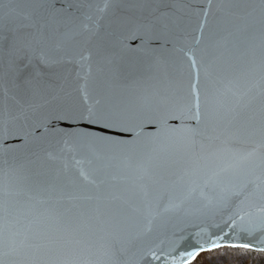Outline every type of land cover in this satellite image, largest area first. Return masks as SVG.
Instances as JSON below:
<instances>
[{
  "label": "water",
  "instance_id": "1",
  "mask_svg": "<svg viewBox=\"0 0 264 264\" xmlns=\"http://www.w3.org/2000/svg\"><path fill=\"white\" fill-rule=\"evenodd\" d=\"M14 3L22 26L0 30V252L17 264H137L213 215L234 214L233 231L264 216L258 195L208 204L241 175L249 191L264 178L247 156L264 151L261 0ZM186 52L199 122L195 107L180 111L195 103ZM89 109L130 131L59 119Z\"/></svg>",
  "mask_w": 264,
  "mask_h": 264
},
{
  "label": "snow or ice",
  "instance_id": "2",
  "mask_svg": "<svg viewBox=\"0 0 264 264\" xmlns=\"http://www.w3.org/2000/svg\"><path fill=\"white\" fill-rule=\"evenodd\" d=\"M264 4V0H261ZM207 13L205 12V15ZM22 12L18 5L14 3V0H0V30L7 29L12 32H17L19 25L17 22L22 16ZM27 19V17H25ZM18 37L13 38V48L15 46ZM129 39L135 40V36H130ZM190 64L189 67L196 69V80L197 82L190 83L189 88L191 92L195 94V103L187 101L183 106H181L180 111L183 113H191L193 107H195V113L189 115L188 118H195L197 122L200 120V101H199V67L195 57L190 53L186 52ZM85 100H87V95L85 94ZM79 119L87 120L93 124H104L105 128H122L124 131H130L126 127L119 125L114 122H109L107 118L102 116H96L93 114L92 110L89 109L86 115L79 116H61L59 119ZM187 132L193 135L196 129L188 128L185 129ZM173 131H176L173 129ZM7 132L5 131V136ZM89 135V134H82ZM260 144L259 148L264 149V126L260 129ZM96 139H110L106 136L95 137ZM113 143H125L124 141H112ZM247 156H256L260 161L262 167V175H264V151L259 153L254 149L252 153H248ZM247 156L241 157V161L247 159ZM239 162L236 167L239 169ZM207 183V182H206ZM253 183L248 180L246 176L241 175L238 186L235 190L231 189H221V195L216 201L208 200L209 205L214 207L219 206L221 209H227L229 202L233 197L244 196V200L241 201L243 204L246 200L253 196H260L264 198V178L259 179V183L254 184L252 189L249 191V184ZM201 196L207 200L204 193L201 192ZM242 220L243 217H240ZM231 221V224L228 223ZM221 224L226 225L229 228L228 232H225L221 227ZM237 228L236 220L234 219V214H229L217 223L215 221V216L211 217L210 222L205 228H201L197 231H187L182 230L181 234L174 235V237L164 245H157L152 248H148L147 251L143 252L140 256L137 264H239V262H229L219 260L212 254L214 252H222L225 250H241V251H261L264 252V216H261L258 222L249 221L247 224H240L238 226V231H233ZM111 254V253H109ZM12 253L9 251L0 252V264H17V262L11 259ZM35 259V255L33 256Z\"/></svg>",
  "mask_w": 264,
  "mask_h": 264
},
{
  "label": "trees",
  "instance_id": "3",
  "mask_svg": "<svg viewBox=\"0 0 264 264\" xmlns=\"http://www.w3.org/2000/svg\"><path fill=\"white\" fill-rule=\"evenodd\" d=\"M212 255L219 260L239 262V264H264V252L260 251L225 250L214 252Z\"/></svg>",
  "mask_w": 264,
  "mask_h": 264
}]
</instances>
